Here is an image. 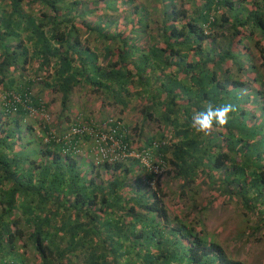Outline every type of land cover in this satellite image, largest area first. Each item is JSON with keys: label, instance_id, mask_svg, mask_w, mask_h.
<instances>
[{"label": "trees", "instance_id": "trees-1", "mask_svg": "<svg viewBox=\"0 0 264 264\" xmlns=\"http://www.w3.org/2000/svg\"><path fill=\"white\" fill-rule=\"evenodd\" d=\"M173 1L164 2L158 37L149 35L145 46L136 36L153 19L143 8L139 13L141 4L133 1L140 25L126 24L119 32L109 27L125 24L110 18L107 0H93L95 8L85 12L80 0H0V264H244L200 227L199 210L194 223L172 209L155 186L159 176L138 159L96 151L104 144L99 138L108 133L125 150L162 165L163 174L171 170L181 186L176 198L200 181L209 187L204 206L236 198L254 220L250 234L264 240V103L257 116L245 103L247 98L264 101L259 88L264 84V0H191L188 15ZM32 3L38 5L35 15ZM96 11L101 12L93 23L83 25L103 40L101 53L81 43L74 23ZM214 27L225 34L224 46L213 45L218 35L209 30ZM251 48L263 72L248 57ZM31 59L42 74L37 79L18 74ZM228 62L237 78L224 67ZM243 73L253 84L240 78ZM82 85L122 107L132 96L147 97L151 104L144 117L153 112L175 140L166 139L162 129L132 146L128 127L114 116L100 121L103 129L85 120L87 130L74 121L62 132L44 121L35 133L25 119L47 106L39 93L57 91L64 110ZM208 102L231 103L237 111L225 126L214 124L212 134L204 135L190 122ZM70 128L79 132L69 134ZM22 130L29 134L26 146ZM81 139L92 155L87 165L76 157ZM92 167L102 169L103 176L91 174Z\"/></svg>", "mask_w": 264, "mask_h": 264}, {"label": "rangeland", "instance_id": "rangeland-1", "mask_svg": "<svg viewBox=\"0 0 264 264\" xmlns=\"http://www.w3.org/2000/svg\"><path fill=\"white\" fill-rule=\"evenodd\" d=\"M92 1L93 0H91V3H89L88 0H80L79 9L85 12L86 8H95L96 5ZM130 1H133V3L136 4H141L138 8V12L140 13V8H143L144 10L149 11L151 16H149V18L153 19L151 20L153 22L150 23L149 21V27L146 29L147 32L146 30H141V28L139 30L140 34L136 36L139 39L136 42L147 46L151 42L148 39L149 35H152L154 38L158 37L159 30L156 28V26L160 25V19L162 18L161 7L163 6L164 2H167V0H107L109 9L104 10L109 12L110 18H112L115 23L125 24H115L114 26H110V31H116L115 29H117L119 32H124L127 30L126 24L136 23L140 25V21L137 22L136 19L139 17V14H134L132 12L134 5ZM173 2L175 7L180 9L184 8V10L187 9L186 15L189 14L192 3L191 0H174ZM31 9L34 10V15L39 12L37 10L38 5L36 3L31 4ZM100 12L101 11H96L95 13L86 12L84 17H79V20H75L74 22L75 27L78 29L81 43L88 45L90 48L97 51V53L102 52L103 40L96 38L92 32L89 33L83 24L86 23L85 20H91L89 22L93 23V20L98 17ZM130 18L134 19L130 21ZM136 24L135 26H137ZM216 31V27L211 28L209 30V34H213ZM221 31L224 32V30ZM219 33L220 32H216V35L214 34L215 36L218 35L217 40L215 39L216 41L214 40L213 42V45L216 44L217 47L224 46L226 44L225 34L224 36H220ZM201 44L202 48H207L206 40L202 41ZM115 47L116 44L113 45V51H115ZM249 56L252 62L254 61L255 64L260 66L258 67L259 71L263 72V66L259 64L261 59L259 58L256 49L251 48L248 57ZM236 57L241 58L243 55L240 54ZM112 58L113 55L111 56V59ZM36 66L37 61L35 59H31L24 65V71L18 72V74L21 76L30 75L37 79L42 74L41 71L36 68ZM224 67L228 68L229 74H232L234 78H237L234 72V65L228 62V64H226ZM49 71L50 70L48 69L46 73L49 74ZM239 75L241 79L247 81V84H253L252 80L244 73ZM225 78L226 76L219 79ZM227 78L229 79L230 77ZM255 84L258 83L255 82ZM259 88H264V84L260 85ZM33 89L34 91L36 90L35 87H33ZM227 89L231 90V88L228 86ZM239 92L242 96H245L242 94L241 90H239ZM39 96L41 101L45 102L47 106L45 108L43 107V111L40 112H35V110H32L30 116L25 119L26 121H32V128L35 133L40 132V124L44 121L48 124H53L52 128L56 130H62V132L66 130L65 128L68 127L70 122L74 121L82 123L87 130L85 120H93V125L96 128L103 129L105 126L100 121H102L103 118L107 119L114 116L118 117L120 121L124 122L128 127L127 136L129 137L132 146H135V143L142 144L145 139L151 135L161 132L162 129H165L166 139L175 140L170 127L162 125V123L155 118V114L153 112L150 114V116L144 117V113L150 109L149 106L151 104V100L147 97L139 99L136 96H132L129 99L127 105L122 107L120 104L112 102L111 98H106L100 92H94L85 85H82L81 87H76L74 89L70 95L69 101L66 103L67 108L62 110L60 106V95L57 91H41ZM253 99L255 100V98ZM248 100H250V102ZM257 100L258 103L254 102L251 98L245 99V103H248L246 108L250 109V111L256 116L259 114L260 104L264 103L263 100ZM257 105L258 108H256ZM259 119L260 117L254 120L259 121ZM69 131H71V129ZM21 135L23 136L21 143L22 145L26 146V141L29 139V134H27L26 130H22ZM104 137L105 138L101 143H105L107 147H113L116 139L111 136L109 137V133L105 134ZM87 142V140L81 139V153L76 154L78 160L81 161L82 164L86 162V165L92 157L90 151L87 148ZM34 143L35 142L32 141L30 145H33ZM27 147L30 148L28 144ZM168 169H170V167ZM95 171H98L101 175L104 174L102 169H96V167H92L91 174H93ZM134 172H136V170H134ZM111 173L112 172L108 171L105 176L110 178L109 176ZM171 173L172 172L170 170L169 173L165 172V174H161L155 181V186L163 190L165 193L164 199L168 201L172 209H178L181 214L186 217V219H189L194 223L198 217L197 210H199L202 215L200 217V227H203L205 231L218 242V244L225 250L228 256L234 260H239L244 264H264V240L262 239L259 241L256 239L257 234H250L248 227L255 224L254 220H249L248 215L243 213L242 207H240L236 202V198L231 200L220 198L218 200L222 201V203L214 202L211 205L204 206L205 200H207L210 195L209 187L205 182L200 181L199 183H191L190 189L183 187L184 190L187 189V195L182 199H178L176 198V193L181 186L177 179L171 177ZM190 204H193L192 209H190ZM258 209L262 211V208L258 207ZM30 260L38 262L34 256H31Z\"/></svg>", "mask_w": 264, "mask_h": 264}, {"label": "clouds", "instance_id": "clouds-1", "mask_svg": "<svg viewBox=\"0 0 264 264\" xmlns=\"http://www.w3.org/2000/svg\"><path fill=\"white\" fill-rule=\"evenodd\" d=\"M236 111V106L231 103L214 105L208 102L205 104L203 111H196L192 114L190 127L197 133L211 135L214 124L225 126L230 115Z\"/></svg>", "mask_w": 264, "mask_h": 264}, {"label": "built area", "instance_id": "built-area-1", "mask_svg": "<svg viewBox=\"0 0 264 264\" xmlns=\"http://www.w3.org/2000/svg\"><path fill=\"white\" fill-rule=\"evenodd\" d=\"M81 130L84 128V125H81ZM71 131H69V134H74L79 132L78 129H74V128H70ZM69 129V130H70ZM105 137L101 136L99 139L103 141ZM96 151H100L101 153H103L106 156H110L111 158H124L126 159V157L128 158H136L139 160V162L141 164H143L144 166H146L147 169L152 170L156 176H160L161 174L164 173V167L162 165L158 166V165H153L151 164L150 160L147 157V154H142V152H135V151H127L125 150L122 146L119 145L118 141L115 140V144L113 145V147H107L106 144L104 143L103 145H99L97 146V148L95 149ZM106 153V154H105Z\"/></svg>", "mask_w": 264, "mask_h": 264}]
</instances>
